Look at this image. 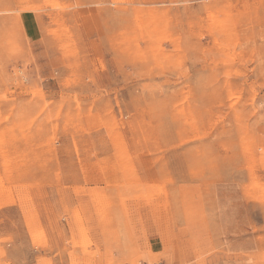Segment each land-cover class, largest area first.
<instances>
[{"label":"rangeland","instance_id":"rangeland-1","mask_svg":"<svg viewBox=\"0 0 264 264\" xmlns=\"http://www.w3.org/2000/svg\"><path fill=\"white\" fill-rule=\"evenodd\" d=\"M0 264H264V0H0Z\"/></svg>","mask_w":264,"mask_h":264}]
</instances>
